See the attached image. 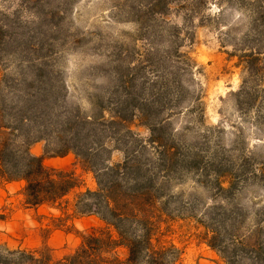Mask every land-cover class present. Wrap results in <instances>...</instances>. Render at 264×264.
Segmentation results:
<instances>
[{"label":"rangeland","instance_id":"374dc122","mask_svg":"<svg viewBox=\"0 0 264 264\" xmlns=\"http://www.w3.org/2000/svg\"><path fill=\"white\" fill-rule=\"evenodd\" d=\"M151 2L0 0V24L16 27V34L21 30L22 37L37 45L47 40L44 35L49 37L54 74L63 80L66 105L84 111L95 105L110 117L129 94L151 104L156 114L151 118L166 121L155 134L174 145L180 157L198 155L201 160L171 174V206L184 205L186 215H163L154 243L178 249L166 264H209L196 256L213 260L211 249L218 264H227L209 245L213 233L200 219L209 222L207 207L223 202L234 211L243 209L238 212L248 222L264 224V211L259 212L264 209V178L252 174L264 171V0H165L158 12L150 9ZM259 49L262 53L254 59ZM7 63V57L0 60V69L18 71ZM108 125L101 122L98 127L105 140L112 136L115 144L111 162L125 157L122 134L128 146L138 150L135 141H148L152 135L146 120L138 116L115 129ZM126 125L131 132H124ZM33 146L44 153L45 141ZM156 147L151 144L142 151L151 158L148 166L162 175L155 163ZM213 159L223 168L234 165L245 172L232 190L219 188ZM46 164L74 173L78 185L54 204L29 207L23 181H0V244L49 250L58 261L74 253L83 236L94 230L117 238L113 226L76 214L77 196L97 189L94 172L72 152L53 156ZM222 185L228 187L229 182ZM74 217L82 220L75 223ZM115 253L125 259L128 248L120 246Z\"/></svg>","mask_w":264,"mask_h":264},{"label":"trees","instance_id":"16d2710c","mask_svg":"<svg viewBox=\"0 0 264 264\" xmlns=\"http://www.w3.org/2000/svg\"><path fill=\"white\" fill-rule=\"evenodd\" d=\"M165 6V0H152L149 5L157 12ZM14 28L0 24V60L7 57L6 66L19 71L0 69V181H23L29 207L54 204L78 185L77 178L72 172L48 166L45 158L72 152L94 172L98 184L96 190L87 189L77 196L76 214L98 215L115 228L118 237L94 230L83 236L74 253L58 261L49 250L12 249L0 244V264H166V258L178 249L174 244L159 247L154 243L157 223L163 215H186L184 205L171 206L175 195L168 183L173 172L199 163V156L180 157L174 145L156 135L165 128L166 121L151 118L155 114L151 104L137 94H129L117 104L110 117H106L104 108L95 105L85 111L77 105H66L63 80L54 74L49 37L44 35L47 40L37 45L22 37L21 30L16 34ZM261 53L260 49L254 52V59ZM136 116L146 120L151 137L148 141L136 140L141 148L138 150L131 149L127 136L122 134L125 157L111 162L115 144L112 136L111 141L105 140L98 124L105 122L115 129L116 124ZM126 131L131 132L127 125ZM42 140L44 153L36 155L32 147ZM151 144L159 149L155 163L162 175L148 166L151 158L143 154L142 150ZM211 162L218 168L216 181L223 191L232 190L237 177L245 173L234 165L223 168L224 164L216 159ZM252 174L264 178V171ZM226 180L228 187L222 185ZM238 211L223 202L207 207L204 215L209 222L200 221L213 233L208 243L227 264H264V224L262 220L250 223ZM120 246L128 248L125 259L115 253ZM38 252L40 256H36Z\"/></svg>","mask_w":264,"mask_h":264},{"label":"crops","instance_id":"0c3cea01","mask_svg":"<svg viewBox=\"0 0 264 264\" xmlns=\"http://www.w3.org/2000/svg\"><path fill=\"white\" fill-rule=\"evenodd\" d=\"M32 151H33V153H35L36 155H42L43 154V150H41L39 147L38 148H34V146H33V148H32ZM69 155H71V154H69ZM69 155H67V156H69ZM53 157H46L45 158V162L46 163H48V161L50 160V159H52ZM14 181H12V182H9V183H7V184H11V183H13ZM2 191V188L0 187V192ZM43 205H45V204H42V205H40V206H43ZM51 205V204H50ZM39 207V206H38ZM51 207H53V206H51ZM89 217H92L94 220H97V221H100V222H104V223H106L103 219H101L100 217H98L97 215H95V214H92V215H89ZM82 220V218L81 217H74V222L76 223L77 221H81ZM175 243H177V244H179V240L177 239L176 241H174ZM204 246H206L207 245V243L206 242H203L202 243ZM207 248H210L208 245H207ZM210 255H211V257H213L212 259L213 260H211V259H209V258H203V257H198V254H197V256H196V259L197 260H199V262H208L209 264H218L217 263V260H216V257H218L217 256V254H216V251L214 250V249H211L210 250ZM65 256V255H64ZM63 256V257H64Z\"/></svg>","mask_w":264,"mask_h":264}]
</instances>
